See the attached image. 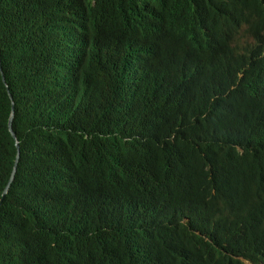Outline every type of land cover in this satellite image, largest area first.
<instances>
[{
    "label": "trees",
    "instance_id": "obj_1",
    "mask_svg": "<svg viewBox=\"0 0 264 264\" xmlns=\"http://www.w3.org/2000/svg\"><path fill=\"white\" fill-rule=\"evenodd\" d=\"M10 94L0 264L264 262V0H0V204Z\"/></svg>",
    "mask_w": 264,
    "mask_h": 264
},
{
    "label": "water",
    "instance_id": "obj_2",
    "mask_svg": "<svg viewBox=\"0 0 264 264\" xmlns=\"http://www.w3.org/2000/svg\"><path fill=\"white\" fill-rule=\"evenodd\" d=\"M3 76H4V74H3ZM10 99L12 101V114H11V118H10V121H9V129H10V132L12 134V137L16 140L17 155H16L13 171H12L11 177L9 179L10 182H9V184H8L4 194H3V200H2V203L0 204V208L3 205V201L5 200L7 195L9 194V192L11 190V187H12L13 183L16 180L17 168H18V164H19V161H20V157H21L20 144L17 141V137H16V135H15V133L13 131V128H12V124H13V120H14V116H15V102H14L13 97L11 96V94H10Z\"/></svg>",
    "mask_w": 264,
    "mask_h": 264
},
{
    "label": "clouds",
    "instance_id": "obj_3",
    "mask_svg": "<svg viewBox=\"0 0 264 264\" xmlns=\"http://www.w3.org/2000/svg\"><path fill=\"white\" fill-rule=\"evenodd\" d=\"M242 39H243L244 41H246L247 38H246V37H243ZM242 261H243L244 264H247V261H250V260H249V259H246V260L242 259ZM250 262H251V261H250ZM251 264H252V263H251ZM259 264H264V262H263V261H262V262H259Z\"/></svg>",
    "mask_w": 264,
    "mask_h": 264
},
{
    "label": "rangeland",
    "instance_id": "obj_4",
    "mask_svg": "<svg viewBox=\"0 0 264 264\" xmlns=\"http://www.w3.org/2000/svg\"><path fill=\"white\" fill-rule=\"evenodd\" d=\"M247 264H251V262L250 261H247Z\"/></svg>",
    "mask_w": 264,
    "mask_h": 264
}]
</instances>
